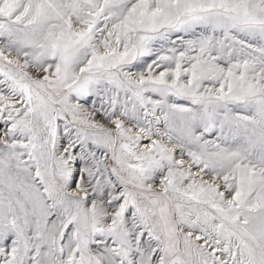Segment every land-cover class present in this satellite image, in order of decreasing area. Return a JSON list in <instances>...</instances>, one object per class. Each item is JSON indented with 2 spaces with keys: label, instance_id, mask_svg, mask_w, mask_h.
I'll use <instances>...</instances> for the list:
<instances>
[{
  "label": "rangeland",
  "instance_id": "rangeland-1",
  "mask_svg": "<svg viewBox=\"0 0 264 264\" xmlns=\"http://www.w3.org/2000/svg\"><path fill=\"white\" fill-rule=\"evenodd\" d=\"M150 8L158 22L154 29L144 27L143 10ZM109 26L121 33L116 47L105 51L123 57L119 62L96 60V39L110 36ZM130 53L139 66L166 62L168 71L195 55L203 82L186 92L143 66L153 80L140 77L144 84L137 90L115 79L129 76ZM76 56L83 66L72 77ZM220 69L234 78L222 98L212 93ZM178 77L192 84L185 74ZM62 101L86 119L82 131ZM149 103L167 108L179 128L190 123L189 132L201 141L214 140L210 151L239 149L237 167L243 165L244 155L256 152L259 141L264 144V0H0V264H264V241L252 238L264 230V209L249 223L238 218L248 223L233 227L241 236L238 244L212 245L202 233L180 228V205L196 199L184 191L185 198L169 197L155 187L148 180L153 163H125L117 136L93 116L119 117L114 128L138 122L147 129ZM128 106L133 115L126 113ZM213 108L235 116L222 132L204 130ZM241 118L261 140L240 128ZM57 143L79 151L69 185L58 166L63 147ZM137 143L134 138L130 150ZM120 163L136 181L120 174ZM185 177L181 188L187 187Z\"/></svg>",
  "mask_w": 264,
  "mask_h": 264
},
{
  "label": "bare ground",
  "instance_id": "bare-ground-1",
  "mask_svg": "<svg viewBox=\"0 0 264 264\" xmlns=\"http://www.w3.org/2000/svg\"><path fill=\"white\" fill-rule=\"evenodd\" d=\"M143 13L145 18L144 27L149 28L150 26H153L154 29V26H157L158 22L155 19V14L152 13V9H144ZM109 31L111 32L110 36H105V39L98 36L96 39V60L105 62L107 60L104 59L108 57L109 61L113 63L119 62L120 60H123V57L121 59V57H119L120 55H117L116 52L107 55L105 50L116 47L118 44L117 41H119L120 37L118 34L121 32L117 34L112 27L110 28V26ZM123 36L125 37L124 32ZM107 37L109 38V41H106ZM121 42L122 40L120 41V45ZM135 42L137 47L141 48V39L137 38ZM147 46L150 48L149 45ZM73 48L74 47H71L69 49L66 56L71 54L70 52H72ZM63 54L64 53H62V55ZM132 58L133 53H130L128 57H126V59L130 60H132ZM73 59L69 72L72 77L83 66L80 65L81 60H79V56H76ZM184 59L185 62L179 63L181 66H179L180 68L172 67L169 71L166 70L169 66L166 62H161L160 66L153 68L152 63L147 61L143 66L152 68L153 70L151 73L154 76L160 77L162 74V81L171 80L175 82L172 84L174 88L177 87L186 92H193L195 87L203 82L204 74L200 68V62L198 61L199 57L197 59L195 55L191 54L189 56L186 55ZM129 63L130 67L128 68H132V70H129L128 72L129 76L127 77L125 74H116L115 79L118 82L129 85L132 84L137 90H139L144 84L139 81L140 77H146L153 80L151 76L144 72L145 68L143 69V66L137 64L136 59ZM52 67L56 68L57 64H53ZM180 73L185 74L190 79L192 78V84L187 85L188 83L185 84L182 81H179L180 77H178V75ZM215 78L217 87L214 88L212 93L221 98L228 96L231 85L233 86L232 83L234 79H232L230 71L220 69ZM14 82L19 89H26L22 80L14 78ZM15 101L16 100L12 102ZM61 104L77 117L81 124L82 131L86 119L83 118L80 112L73 109L68 102L62 101ZM147 105H149L147 107L148 112L145 113L147 114V117H144L147 118L150 123V126H148L147 129L142 124H138V122L129 126L126 125L127 127L124 128H114L111 124L113 123L114 125L118 123L119 117H112V119H110L109 116H105L102 113L99 116L97 114H93V116L96 119L99 117L97 123L108 126L109 131L117 136L119 139L118 151L125 163L135 165L141 163H153L154 166L151 169L154 170V172L152 171L153 173H149L148 180H152L155 187L164 188L165 193L169 197L176 198L181 196L182 198H185V195L181 193L184 191L186 194L196 199H189V203L180 205L179 216L177 218L180 228L191 229V232L194 233H202L203 238L206 241H210L212 245H217V242L223 241L227 245H229V243L238 244L241 236L234 231L233 227L246 226L250 222L252 216L264 209V173L260 169L264 165V144L259 141L261 140L260 138L258 139L260 132L246 118H241L240 128H242V130L243 128L250 130V136H253V138L255 137L261 145L258 146L257 151L253 154L244 155L241 160L243 165L240 166L241 163L238 161V158L243 155L238 151L239 149H235L232 146H224V148L212 152L210 150H212L214 146L210 144H212V141L214 140H210V144L207 143L206 140L201 141L200 136L192 134L195 133L194 131L192 133L189 132V128H191L190 123L186 122L188 123V126L185 125V127L179 128L176 119L171 116L167 108H162V106L160 107L157 104L151 103ZM126 113L133 115L134 108L128 106ZM126 113L125 115H127ZM234 119V115L218 113L216 109L213 108L206 114L204 130L222 132L224 131L226 121ZM155 123H160L162 126L165 125L168 128L164 127L165 129H163ZM90 125H94V122L92 123L91 121ZM153 125L158 129V133L160 132L161 134H157L154 131ZM235 133V131H230L231 135H234ZM177 136H180L179 140L176 139ZM226 137H229L228 133ZM134 138H137L138 143L135 146V150L132 151L130 148L131 142ZM215 143L217 144L218 142ZM57 147L60 149L63 147L62 150L58 152V166H60L59 168L64 183L69 185L68 179L74 173V169L76 168L77 163L75 160L79 155V151L74 147L67 146L66 148L63 144L59 145L58 143ZM125 163H120L118 165V171L124 178L136 181V175L132 173V170L126 166ZM237 163H240L238 164V167ZM183 175H186L188 178L187 187L185 188H181L179 184V179ZM72 189H77L78 191V188L74 185ZM79 191L83 193L82 190L79 189ZM239 191H242L241 195H239ZM238 218H246L248 223H241ZM228 219L230 222L227 221ZM252 238L257 243H262L264 241V230L253 233ZM194 239L196 240L197 238L194 237ZM195 242L201 250L205 248L203 245L200 246L197 241ZM243 250L245 249L243 248ZM241 253L239 254L240 256ZM247 254L250 257L249 253ZM242 255L243 258L244 253Z\"/></svg>",
  "mask_w": 264,
  "mask_h": 264
}]
</instances>
